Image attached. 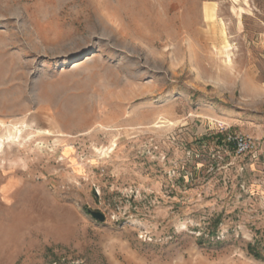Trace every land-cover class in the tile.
<instances>
[{"label":"rangeland","instance_id":"obj_1","mask_svg":"<svg viewBox=\"0 0 264 264\" xmlns=\"http://www.w3.org/2000/svg\"><path fill=\"white\" fill-rule=\"evenodd\" d=\"M0 143V264H264V0H0Z\"/></svg>","mask_w":264,"mask_h":264},{"label":"built area","instance_id":"obj_2","mask_svg":"<svg viewBox=\"0 0 264 264\" xmlns=\"http://www.w3.org/2000/svg\"><path fill=\"white\" fill-rule=\"evenodd\" d=\"M233 142H234V149L238 154L250 152L254 149L255 146L254 142L250 137H246L243 135H236L233 138Z\"/></svg>","mask_w":264,"mask_h":264},{"label":"water","instance_id":"obj_3","mask_svg":"<svg viewBox=\"0 0 264 264\" xmlns=\"http://www.w3.org/2000/svg\"><path fill=\"white\" fill-rule=\"evenodd\" d=\"M87 212L90 214L91 217L94 219L103 222L104 221V214L99 211H91L87 210Z\"/></svg>","mask_w":264,"mask_h":264},{"label":"bare ground","instance_id":"obj_4","mask_svg":"<svg viewBox=\"0 0 264 264\" xmlns=\"http://www.w3.org/2000/svg\"><path fill=\"white\" fill-rule=\"evenodd\" d=\"M0 146H1V143H0Z\"/></svg>","mask_w":264,"mask_h":264}]
</instances>
